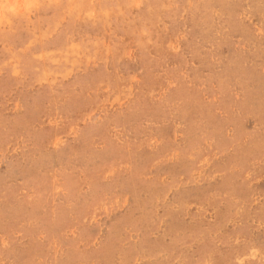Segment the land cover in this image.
<instances>
[{"label":"rangeland","instance_id":"374dc122","mask_svg":"<svg viewBox=\"0 0 264 264\" xmlns=\"http://www.w3.org/2000/svg\"><path fill=\"white\" fill-rule=\"evenodd\" d=\"M0 264H264V0H0Z\"/></svg>","mask_w":264,"mask_h":264}]
</instances>
